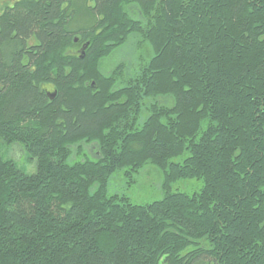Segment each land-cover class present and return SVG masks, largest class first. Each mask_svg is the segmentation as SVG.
<instances>
[{"label": "trees", "instance_id": "obj_1", "mask_svg": "<svg viewBox=\"0 0 264 264\" xmlns=\"http://www.w3.org/2000/svg\"><path fill=\"white\" fill-rule=\"evenodd\" d=\"M134 37L151 55L103 74ZM146 164L161 200L108 194ZM0 264H264V0L0 9Z\"/></svg>", "mask_w": 264, "mask_h": 264}, {"label": "rangeland", "instance_id": "obj_2", "mask_svg": "<svg viewBox=\"0 0 264 264\" xmlns=\"http://www.w3.org/2000/svg\"><path fill=\"white\" fill-rule=\"evenodd\" d=\"M15 0H0V9L5 6H10ZM134 36V35H133ZM137 38H130L123 46L115 49L109 56L104 58L100 63V71L103 74H109L119 64H123L126 75L132 70L137 62L139 56L143 59L151 55L152 51L146 44L141 50H137L135 44ZM170 100L168 99V102ZM13 147H9L6 158L13 159L18 167L28 174L35 172V162L26 159L24 151ZM84 151L95 158L94 145L83 146ZM184 156L175 158L173 162L181 163ZM73 160V158H72ZM125 170H118L110 177L108 182V194L120 195L127 197L131 203L136 205L149 204L159 201L163 198L162 190L163 174L162 171L152 164H146L139 172L132 178H127ZM203 187L202 181L195 179L178 180L170 187L172 193H183L186 195H193L199 193Z\"/></svg>", "mask_w": 264, "mask_h": 264}, {"label": "flooded vegetation", "instance_id": "obj_3", "mask_svg": "<svg viewBox=\"0 0 264 264\" xmlns=\"http://www.w3.org/2000/svg\"><path fill=\"white\" fill-rule=\"evenodd\" d=\"M16 1V0H15Z\"/></svg>", "mask_w": 264, "mask_h": 264}]
</instances>
